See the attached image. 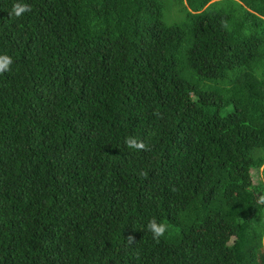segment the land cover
<instances>
[{
  "label": "trees",
  "instance_id": "1",
  "mask_svg": "<svg viewBox=\"0 0 264 264\" xmlns=\"http://www.w3.org/2000/svg\"><path fill=\"white\" fill-rule=\"evenodd\" d=\"M164 1L0 0V264H264V0Z\"/></svg>",
  "mask_w": 264,
  "mask_h": 264
},
{
  "label": "clouds",
  "instance_id": "2",
  "mask_svg": "<svg viewBox=\"0 0 264 264\" xmlns=\"http://www.w3.org/2000/svg\"><path fill=\"white\" fill-rule=\"evenodd\" d=\"M30 10L31 7L29 5L16 3L13 5L9 15L18 18L21 17L25 12ZM12 63L13 61L11 57L6 55L0 56V73L8 71ZM124 144L129 149L147 150V146L142 141H138L134 137H126L124 140ZM142 175H146V173H142ZM260 203H264V199H262ZM146 228L147 231L152 234V238L156 241H159L169 231V226L167 224L157 222L155 218L148 221ZM128 239L129 242H133V237L129 236Z\"/></svg>",
  "mask_w": 264,
  "mask_h": 264
},
{
  "label": "rangeland",
  "instance_id": "3",
  "mask_svg": "<svg viewBox=\"0 0 264 264\" xmlns=\"http://www.w3.org/2000/svg\"><path fill=\"white\" fill-rule=\"evenodd\" d=\"M164 5H165V11H164V16H165V19L168 17V15L170 14L171 12V8H174V4L172 2V0H165L164 1ZM264 166V165H263ZM263 166H261L259 168V171H253L252 170V179H253V183L256 185L258 184V181H262V183L264 184V176H263V172H262V168Z\"/></svg>",
  "mask_w": 264,
  "mask_h": 264
}]
</instances>
